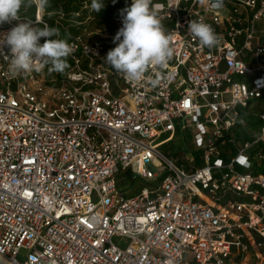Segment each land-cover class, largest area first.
<instances>
[{
	"label": "built area",
	"instance_id": "2783aa9c",
	"mask_svg": "<svg viewBox=\"0 0 264 264\" xmlns=\"http://www.w3.org/2000/svg\"><path fill=\"white\" fill-rule=\"evenodd\" d=\"M152 4L174 48L167 69L145 74L160 73L155 87L104 59L123 17L70 41L56 88L35 71L9 78L0 50L2 263L264 264V111L255 140L234 133L264 93V0H224L218 13L200 0ZM20 18L46 25L38 11ZM192 20L220 44L202 48ZM177 130L191 133L180 165L159 150ZM127 169L147 183L130 196L117 186Z\"/></svg>",
	"mask_w": 264,
	"mask_h": 264
},
{
	"label": "clouds",
	"instance_id": "9594fccd",
	"mask_svg": "<svg viewBox=\"0 0 264 264\" xmlns=\"http://www.w3.org/2000/svg\"><path fill=\"white\" fill-rule=\"evenodd\" d=\"M200 3L217 13L224 7V0H200ZM33 5L41 18L54 14L48 12L50 0H0V25L17 22L9 31L0 34V50H7L10 55L9 78L21 73L41 72L45 68L49 74H64L69 67L67 58L72 54L73 46L67 39L54 38L60 35L57 28L21 22V8ZM103 7V0H91L94 12L99 13ZM158 8L160 5H153L152 0H132L131 6L123 10L122 27L113 38V43H119L104 58L129 83L149 80L152 86H157L160 73L155 79L145 74L151 68L167 69L174 55L172 37L165 33L157 16ZM188 32L202 48L211 49L220 44L211 25L203 21H190ZM41 38H44L43 44L39 43ZM30 261L36 264V257H30Z\"/></svg>",
	"mask_w": 264,
	"mask_h": 264
},
{
	"label": "trees",
	"instance_id": "16d2710c",
	"mask_svg": "<svg viewBox=\"0 0 264 264\" xmlns=\"http://www.w3.org/2000/svg\"><path fill=\"white\" fill-rule=\"evenodd\" d=\"M131 0H103L104 7L99 13L94 12L91 9V0H50L51 7L48 12L54 13L53 15H44L42 21L49 27H54L59 30L60 39H67L68 43L78 34L82 33L84 30L91 32L106 31L112 32L114 30V19L117 17H123V10L130 7ZM36 7H22L20 10V17H27L30 20L35 19ZM37 27H43V25L38 24ZM44 38H41L43 41ZM69 67L65 70L64 74L51 73L49 74L47 68L41 72H36L37 76H43L44 82L50 87H59L63 76L70 70L71 61L67 58ZM183 134L177 130L175 138L171 141L177 148L176 152H166L161 153L166 158L171 160H176L178 165L184 164L182 156H180V150L185 147V144H189V137L185 133V138L183 139ZM249 139V138H245ZM195 155V165L197 167L202 166V164L197 159V153ZM185 169L188 170L185 164ZM136 184V181L131 175L129 169L121 171L117 175V186L120 190L124 187L126 182ZM144 185L137 183L134 189V193L139 191Z\"/></svg>",
	"mask_w": 264,
	"mask_h": 264
},
{
	"label": "crops",
	"instance_id": "0c3cea01",
	"mask_svg": "<svg viewBox=\"0 0 264 264\" xmlns=\"http://www.w3.org/2000/svg\"><path fill=\"white\" fill-rule=\"evenodd\" d=\"M263 111L264 93L261 99L251 102L247 109L241 111L239 122L234 129L235 136L240 141H253L259 136V134L257 135L261 126L259 115Z\"/></svg>",
	"mask_w": 264,
	"mask_h": 264
},
{
	"label": "rangeland",
	"instance_id": "374dc122",
	"mask_svg": "<svg viewBox=\"0 0 264 264\" xmlns=\"http://www.w3.org/2000/svg\"><path fill=\"white\" fill-rule=\"evenodd\" d=\"M35 74H36V71H35ZM41 79L44 80L43 76H39ZM257 133V132H256ZM259 134V132L257 133V135ZM191 133L187 132V137H190ZM185 138V133L183 134V139ZM160 152L161 153H166V152H176L177 151V148L174 146V143L173 142H168V143H165L164 145H162L160 148H159ZM184 150H185V147L182 148V151L180 150L179 154L180 156H182V158H185L186 156L184 155ZM138 182H136L137 184ZM135 185H132V183H130L129 181L126 182V184L124 185V187L122 188V190L124 191V193L126 195H133L134 194V189H135ZM142 185H147V183L145 182H141ZM18 261H23V257L20 255L18 256Z\"/></svg>",
	"mask_w": 264,
	"mask_h": 264
},
{
	"label": "bare ground",
	"instance_id": "6f19581e",
	"mask_svg": "<svg viewBox=\"0 0 264 264\" xmlns=\"http://www.w3.org/2000/svg\"><path fill=\"white\" fill-rule=\"evenodd\" d=\"M0 264H4V263H2V262L0 261Z\"/></svg>",
	"mask_w": 264,
	"mask_h": 264
}]
</instances>
